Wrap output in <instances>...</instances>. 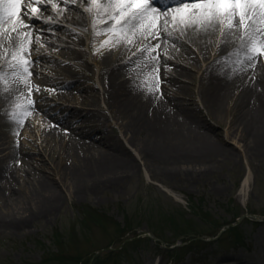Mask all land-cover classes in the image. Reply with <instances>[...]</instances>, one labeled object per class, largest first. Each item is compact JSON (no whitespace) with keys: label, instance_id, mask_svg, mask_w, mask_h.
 Instances as JSON below:
<instances>
[{"label":"rangeland","instance_id":"374dc122","mask_svg":"<svg viewBox=\"0 0 264 264\" xmlns=\"http://www.w3.org/2000/svg\"><path fill=\"white\" fill-rule=\"evenodd\" d=\"M41 7L39 18L25 20L31 43L24 56L33 61L28 83L16 88L18 78L9 75L0 85V165L10 162L11 151L18 153L21 161L11 167L23 191L9 194L0 212L11 218L36 209L27 201L39 180L57 202L48 213L27 216L22 227H0V264H264V146L254 148L256 135L242 122L237 93L219 111L209 102L225 76L230 80L239 74L264 90V57L242 59L237 69H214L216 51L227 35L220 25L203 38L169 25L170 35L163 28L160 39L140 33L127 46L123 36L96 34L113 22H104L109 13L95 15L90 0H45ZM60 8L68 15L80 13L81 25L62 19ZM70 32L77 34L75 42ZM145 44L152 58L132 59ZM119 57L117 73L104 67L105 59ZM9 62L16 63L0 53V67ZM149 78L179 106L198 114L195 130L208 151L168 155L169 148H163L148 153L132 143V132L115 113L111 85L126 80L146 96ZM27 99L34 104L25 117L15 105L27 104ZM66 107L78 114L62 111ZM13 111L23 123L9 119L6 113ZM54 124L66 135L54 134L49 127ZM71 137L84 141V148L92 145L97 154L124 155L133 170L97 190H78L65 170L71 163ZM164 156L177 171L165 166Z\"/></svg>","mask_w":264,"mask_h":264},{"label":"bare ground","instance_id":"6f19581e","mask_svg":"<svg viewBox=\"0 0 264 264\" xmlns=\"http://www.w3.org/2000/svg\"><path fill=\"white\" fill-rule=\"evenodd\" d=\"M85 1V0H80ZM103 1V0H102ZM5 8L7 5L4 6ZM172 7L168 8V15L172 12ZM61 11V13H60ZM72 12V11H71ZM95 15L106 14L102 8L98 9L97 6H93V13ZM72 15H68V11L60 8L59 15L64 20H69L75 25L80 26L82 23V16L80 13L73 11ZM160 11H156L159 14ZM108 14V13H107ZM151 15V14H150ZM56 16V15H55ZM163 19V17H162ZM15 18H5V23L0 25V42L4 45L3 51L0 53L3 56H10L13 51V43L19 44V33H28L30 29H27L24 25H19L16 32H12ZM147 23V22H146ZM53 24V23H52ZM107 24V23H106ZM108 25V24H107ZM214 27L198 28L196 26L190 28H184L189 30L195 37L203 38ZM161 32L164 33L162 30ZM226 40L216 51L213 67L227 68V66H233V69L239 68L242 63V59L247 61L241 54V33L237 30L225 29ZM141 33L140 29H137L135 34H127L123 36L122 40L125 41L127 46H131L137 40V36ZM162 33V34H163ZM198 33V35H195ZM5 34V35H4ZM43 35H40L42 37ZM68 37L73 40L77 39V34L70 32ZM149 37V36H147ZM150 40L155 39L152 36ZM131 41V42H129ZM25 48L27 49L29 40L25 38L23 41ZM145 44L140 47L139 52L132 57L137 61H145L152 58V52L150 47ZM204 48V46H202ZM202 48V49H203ZM142 49H145L142 51ZM204 50V49H203ZM73 53V51H72ZM25 54V53H24ZM80 59L79 53H73ZM128 52L126 53V55ZM122 59V58H121ZM120 57L112 61L111 59H105L102 63L104 67L112 69L111 73H117ZM5 63L2 65L4 67ZM7 66V65H5ZM215 80L221 81L219 77ZM21 82L18 78L16 88H21ZM158 84L153 78L147 80V88L151 91L145 96V93L138 87H133L129 81H118L117 79L111 85V92L115 100H111L115 108V113L119 118L125 120L124 127L127 131L132 132L131 141L142 152L149 151H162L163 148H169L168 155H176L179 153L194 152V151H208L206 140L200 133L195 130V122L197 113L192 109L179 106L177 102L166 95L163 89H159ZM256 82H253L247 77H242L236 74L232 79H226L223 77L220 87L209 100L210 105L214 111H219L223 106L226 99L231 100L234 98L235 93L239 105L240 117L247 129L254 132L256 135L257 145L254 148H262L264 146V90L258 86ZM63 97V96H62ZM121 97V98H120ZM230 98V99H229ZM62 111H66L71 116H76L78 112L75 109L64 108ZM64 120V119H63ZM51 131L54 134L66 135V131L58 126L50 125ZM85 142L71 137L67 143V155L70 159L65 170L72 175L75 179V183L78 190L88 192L90 189L97 190L101 185L115 182L116 180L123 179L128 173L133 170V163H131L125 156L120 154L111 156L108 153L100 155L93 152V146L88 144L84 148ZM171 158V157H170ZM10 162L3 160L0 165V207L6 205L8 200L12 197L9 194H20V184L18 183L19 175L16 176V171L11 167V162L17 164L20 157L15 151H11L8 158ZM14 159V162L12 161ZM162 161L166 163V167L172 171H177V166L169 163V157H162ZM194 172L190 171L192 175ZM247 179H243L241 187L246 185ZM31 183L29 180L27 181ZM37 186H33L32 195L28 203H33V211L28 212L27 216L32 217L36 213H48L53 209L57 202V197L52 193V190L42 181H38ZM15 196V197H16ZM31 206V205H30ZM27 216L6 218L0 212V227L8 225L13 228L22 227L27 221Z\"/></svg>","mask_w":264,"mask_h":264},{"label":"snow or ice","instance_id":"6c2138e0","mask_svg":"<svg viewBox=\"0 0 264 264\" xmlns=\"http://www.w3.org/2000/svg\"><path fill=\"white\" fill-rule=\"evenodd\" d=\"M61 3L64 0H60ZM45 0H0V25L5 23V18H15L12 32L17 31L19 25H24L25 20L31 16L33 19L39 18V14L44 11L41 7ZM89 3V0H85ZM91 5L97 6L104 13H109L107 20L112 21V26L106 28L104 32H98L97 35L112 34V36H125L129 33L135 34L137 29L142 34L160 39L159 29L163 28L167 33L169 25L182 28L196 26L204 29L222 26L221 30H237L241 33L242 55L249 62L256 61L259 57H264V0H180V3L173 6V14L169 16L168 9H163L156 14L155 0H90ZM7 5L5 8L4 6ZM91 12L92 8L86 9ZM151 14V15H150ZM160 16L164 19L161 21ZM147 22V23H146ZM95 24V21H94ZM20 43H13L11 60L7 67L12 71L6 72L0 67V85L6 84L9 75L19 78L25 84L28 83L27 77L32 73L28 65L33 63L24 56L26 51L23 43L28 38L31 43V32L19 33ZM111 42V38L106 40L104 45ZM131 42V41H129ZM157 44L155 48H159ZM145 49H142V51ZM30 54V51H29ZM251 66H254L251 65ZM36 90H39L38 87ZM151 91V89H149ZM29 89V95L31 94ZM34 101L27 99V104H16V108H23V116L30 114V109ZM9 119L16 123H23V120L17 119L16 113H6Z\"/></svg>","mask_w":264,"mask_h":264}]
</instances>
